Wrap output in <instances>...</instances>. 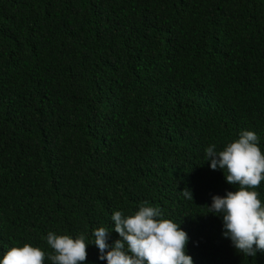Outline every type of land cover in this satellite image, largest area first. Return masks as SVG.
Instances as JSON below:
<instances>
[{
  "label": "trees",
  "instance_id": "1",
  "mask_svg": "<svg viewBox=\"0 0 264 264\" xmlns=\"http://www.w3.org/2000/svg\"><path fill=\"white\" fill-rule=\"evenodd\" d=\"M245 130L264 152V0H0V259L51 231L107 264L93 232L146 202L193 264H264L203 207L237 187L205 149Z\"/></svg>",
  "mask_w": 264,
  "mask_h": 264
},
{
  "label": "clouds",
  "instance_id": "2",
  "mask_svg": "<svg viewBox=\"0 0 264 264\" xmlns=\"http://www.w3.org/2000/svg\"><path fill=\"white\" fill-rule=\"evenodd\" d=\"M206 162L211 170H223L225 182L237 186L223 197L213 196L207 213L222 217L223 235L233 247L248 257L264 252V203L256 190L264 182V152L259 147V137L253 131H241L239 137L223 150L215 144L205 149ZM226 173V174H225ZM181 194L193 202L191 190ZM112 230L99 227L93 232L98 257L107 264H193L186 254L188 235L179 223L162 218L157 207L142 203L138 210L125 215L114 211ZM114 231L120 239L108 244L109 233ZM46 243L50 252L25 243L12 247L0 259V264H84L87 259L85 235L76 238L67 234L49 232Z\"/></svg>",
  "mask_w": 264,
  "mask_h": 264
}]
</instances>
